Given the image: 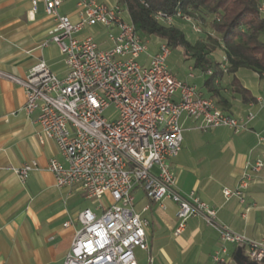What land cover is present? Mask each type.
Segmentation results:
<instances>
[{"label": "built area", "instance_id": "1", "mask_svg": "<svg viewBox=\"0 0 264 264\" xmlns=\"http://www.w3.org/2000/svg\"><path fill=\"white\" fill-rule=\"evenodd\" d=\"M39 2L54 22L42 48L58 46L67 67L66 77H59L44 60L25 78L3 72L0 77L25 90V111L37 114L40 142L54 141L63 155L65 165L52 159L48 167L57 186L79 188L100 212L98 215L86 208L78 214L76 221L81 228L64 264H138L135 250H149V221L136 210L137 189L144 190L154 202L162 204L168 199L176 204L175 236L185 231L193 217L214 228L224 243L213 257L216 264L223 261L226 244L246 247L249 262L264 264V244L220 224L217 211L194 194H181L170 166L182 150L184 116L199 121L203 131L228 128L238 134L249 129L256 113L250 110L244 116H233L196 85L180 81L167 65L170 46L160 43L158 51L150 53L149 40L140 38L128 10L118 3L79 0L77 19L73 20L60 14L62 0H32L35 11ZM154 18L165 26L182 20L202 34V29L180 12H156ZM96 28L106 33L102 43L85 34ZM142 56L147 57L146 62L141 61ZM219 62L227 73L229 61L224 53ZM212 74V70L204 73ZM194 77L190 68L189 78ZM256 106L264 107V94L251 103V108ZM258 138L264 142V136ZM263 168L264 162L248 166L237 190H224V195L241 197ZM37 169L38 164L31 162L17 174L25 182ZM107 195L113 201L111 206L102 204ZM71 226L73 221L64 224Z\"/></svg>", "mask_w": 264, "mask_h": 264}, {"label": "crops", "instance_id": "2", "mask_svg": "<svg viewBox=\"0 0 264 264\" xmlns=\"http://www.w3.org/2000/svg\"><path fill=\"white\" fill-rule=\"evenodd\" d=\"M78 2L62 0L60 14L76 20ZM115 3L117 0L112 4ZM53 27L43 2L38 3L35 11L32 0H0V72L25 78L44 60L53 72L65 78L67 67L58 46L42 48ZM85 34L93 35L99 43L106 39L105 31L99 28L86 30ZM148 40L150 53L157 52L162 42L157 38ZM220 55L214 54L215 59L219 61ZM142 59L147 61L146 56ZM188 65L185 80L174 75L210 97L204 87L209 76L194 69L191 61ZM190 68L194 70L193 79L189 78ZM236 77L256 99L264 94V88H258V74L241 69ZM231 80V76H225L222 81L229 114L238 117L253 110L255 121L238 134L228 128L197 132L194 129L199 128L200 122L184 116L182 150L170 161L171 171L181 194H194L217 211L220 224L264 244V168L241 197L224 195V190H237L248 166L264 162V142L258 138L264 136V107L245 105L232 92ZM25 106V90L0 77V264H64L74 235L81 228L76 221L78 214L86 208L96 211L97 204L79 188L57 186L49 162L56 159L65 165V159L54 141L40 142L37 114L29 115ZM31 162H36L38 169L22 182L17 170ZM134 197L136 210L149 221V250H135L138 264H216L213 257L224 243L214 228L193 217L187 221L185 231L175 236V203L168 199L162 204L149 200L142 189H137ZM68 221H73V226L66 228ZM225 247L223 261L217 264H252L247 260L246 247Z\"/></svg>", "mask_w": 264, "mask_h": 264}, {"label": "trees", "instance_id": "3", "mask_svg": "<svg viewBox=\"0 0 264 264\" xmlns=\"http://www.w3.org/2000/svg\"><path fill=\"white\" fill-rule=\"evenodd\" d=\"M125 7L140 38H157L172 50L193 63V68L212 76L204 87L216 104L229 113L228 103L222 95V81L231 76L232 92L247 105L255 96L237 79L241 69L250 70L264 80V0H117ZM181 13L190 18L205 34V38L191 43L174 26H165L155 20L154 14ZM224 53L229 61L227 73L220 68L214 54ZM252 263V262H251ZM254 264V263H252Z\"/></svg>", "mask_w": 264, "mask_h": 264}, {"label": "rangeland", "instance_id": "4", "mask_svg": "<svg viewBox=\"0 0 264 264\" xmlns=\"http://www.w3.org/2000/svg\"><path fill=\"white\" fill-rule=\"evenodd\" d=\"M100 1H103L106 3H113L114 0H100ZM172 26H174V27L178 28L180 31H182L185 34L188 41H190L191 43H195L196 41L205 38V34L196 33L193 29V26L190 23H187L185 21L176 20ZM141 61L146 62L145 59H142ZM188 64H189V61H187L182 56V53L180 51L172 50V54L168 59L167 65H168L169 70L173 74L178 75L179 79L185 80L186 75L189 72V68H188L189 65ZM257 83H258L259 89L264 88V80H261V81L258 80ZM110 113H111V111L108 112V114H110ZM262 116L264 118V111L262 113ZM194 130L197 132H203L199 128H196ZM106 203L109 206H111L113 204V201L110 199V197L108 195L105 197V201L104 200L102 201V204L106 205Z\"/></svg>", "mask_w": 264, "mask_h": 264}]
</instances>
